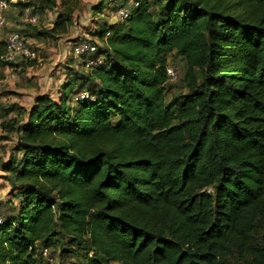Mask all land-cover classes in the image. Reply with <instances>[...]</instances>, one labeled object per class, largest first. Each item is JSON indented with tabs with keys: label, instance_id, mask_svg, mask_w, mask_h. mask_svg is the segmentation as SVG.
<instances>
[{
	"label": "trees",
	"instance_id": "trees-1",
	"mask_svg": "<svg viewBox=\"0 0 264 264\" xmlns=\"http://www.w3.org/2000/svg\"><path fill=\"white\" fill-rule=\"evenodd\" d=\"M136 1L82 55L103 63L84 61L59 101L37 96L16 130L3 122L19 134L3 168L22 199L1 216L0 264L60 242L87 264H264V0ZM71 22L67 10L38 33ZM172 56L187 92L168 101ZM78 81L94 99L71 103Z\"/></svg>",
	"mask_w": 264,
	"mask_h": 264
},
{
	"label": "rangeland",
	"instance_id": "rangeland-1",
	"mask_svg": "<svg viewBox=\"0 0 264 264\" xmlns=\"http://www.w3.org/2000/svg\"><path fill=\"white\" fill-rule=\"evenodd\" d=\"M38 3V0H8V8L4 14L7 23L0 33V42L5 41L8 34L19 31L27 44L37 51V58L23 61L16 66L5 64L0 58V217L13 210V205H19L21 197L17 193L9 179V174L4 170L3 164L9 161L13 154L18 156L16 147L19 142V134L16 131H8L3 128V122L11 123L16 130L27 121V111L34 105L39 95H49L59 101L64 91V85L74 75V71H86L84 57L74 54L73 46L78 42L91 41L98 46H103L105 40H101L97 33L100 25L107 21L116 23L118 10L130 6L132 0H57L54 9L44 11L34 10L38 22L31 23L23 16V7L18 2ZM104 3V10L98 13L95 8ZM70 10L72 22L69 23L66 32L54 33V35H40L38 32L51 29L57 16ZM169 65L174 67L177 75L168 79V101L180 97L187 92L184 80L186 63L181 57L169 58ZM21 63V64H20ZM73 87L69 97L72 104L73 96L81 90H88L89 85L83 84ZM79 85V86H78ZM74 91V92H73ZM61 239V238H60ZM63 241V240H61ZM67 247V246H66ZM65 247V248H66ZM62 242L56 249L50 248L49 257L37 258L35 264H61L67 258H72L77 264H87V256L70 255L63 251ZM69 254V255H68ZM116 264V263H112Z\"/></svg>",
	"mask_w": 264,
	"mask_h": 264
},
{
	"label": "built area",
	"instance_id": "built-area-1",
	"mask_svg": "<svg viewBox=\"0 0 264 264\" xmlns=\"http://www.w3.org/2000/svg\"><path fill=\"white\" fill-rule=\"evenodd\" d=\"M138 2L136 0H132L130 6L122 7L118 10L117 21H125L128 19L131 15L132 8L134 6H137ZM8 8V0H0V33L3 31L6 23L7 18L4 14L5 10ZM23 16L26 20H28L31 23H37L38 17L37 15L33 14L30 7H27L23 10ZM111 31H107L106 36H109ZM74 54L77 57H82V55L87 54L90 55V53L95 52L98 49V46L96 43H93L91 41H84V42H78L73 46ZM3 58L7 61H16L18 58H25V59H34L37 58V51L29 46L25 39L23 38L22 34L19 31H13L8 34V37L6 39V52ZM104 58L101 57H88L85 59V63L87 67H91L95 64L103 63ZM167 72L169 74V78L174 77L177 75V72L175 71L174 67L168 65ZM95 97L91 95L90 91L88 90H81L79 92H76L73 96V101H80V100H86V99H94ZM3 219L0 217V225L2 224ZM50 254V248H43L42 249V255L45 257H49ZM49 260L52 262L53 258L49 257ZM61 264H76L75 260L72 258H67L61 262Z\"/></svg>",
	"mask_w": 264,
	"mask_h": 264
}]
</instances>
